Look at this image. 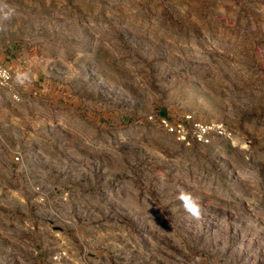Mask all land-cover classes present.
<instances>
[{
  "label": "rangeland",
  "instance_id": "obj_1",
  "mask_svg": "<svg viewBox=\"0 0 264 264\" xmlns=\"http://www.w3.org/2000/svg\"><path fill=\"white\" fill-rule=\"evenodd\" d=\"M0 7V264H264V0Z\"/></svg>",
  "mask_w": 264,
  "mask_h": 264
},
{
  "label": "built area",
  "instance_id": "obj_2",
  "mask_svg": "<svg viewBox=\"0 0 264 264\" xmlns=\"http://www.w3.org/2000/svg\"><path fill=\"white\" fill-rule=\"evenodd\" d=\"M7 90L10 98L20 99L22 92L14 82L13 70L6 63L0 62V104L2 103V93ZM159 122L168 133L186 145L209 146L225 141L234 144L236 138L234 131L224 121L203 119L190 112H184L176 118L163 116Z\"/></svg>",
  "mask_w": 264,
  "mask_h": 264
},
{
  "label": "clouds",
  "instance_id": "obj_3",
  "mask_svg": "<svg viewBox=\"0 0 264 264\" xmlns=\"http://www.w3.org/2000/svg\"><path fill=\"white\" fill-rule=\"evenodd\" d=\"M0 4H2V0H0ZM0 12H4V8L0 7ZM7 13H5V19H7ZM6 75V74H4ZM27 79V74H23V75H18L17 76V81L19 83H24V81ZM189 211L193 212L194 214L197 213V208L195 206L189 207Z\"/></svg>",
  "mask_w": 264,
  "mask_h": 264
},
{
  "label": "crops",
  "instance_id": "obj_4",
  "mask_svg": "<svg viewBox=\"0 0 264 264\" xmlns=\"http://www.w3.org/2000/svg\"><path fill=\"white\" fill-rule=\"evenodd\" d=\"M8 57H10V56L7 55L6 58H5V60L7 61V63H10L11 65H13L14 64V61L13 60H7ZM16 61L19 62V63H21V62L22 63H26V59L24 61V58L22 56H21V58H17Z\"/></svg>",
  "mask_w": 264,
  "mask_h": 264
}]
</instances>
